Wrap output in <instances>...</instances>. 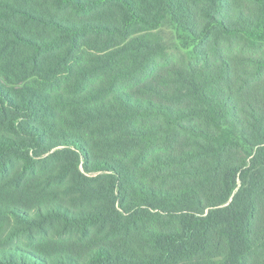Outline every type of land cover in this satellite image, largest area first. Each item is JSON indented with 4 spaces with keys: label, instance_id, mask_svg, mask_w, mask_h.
<instances>
[{
    "label": "trees",
    "instance_id": "trees-1",
    "mask_svg": "<svg viewBox=\"0 0 264 264\" xmlns=\"http://www.w3.org/2000/svg\"><path fill=\"white\" fill-rule=\"evenodd\" d=\"M62 5L121 18L61 20ZM166 23L189 61L167 52ZM0 125L13 185L43 165L37 191L80 194L79 211L0 206L10 240L58 223L107 228L58 264H264V0H0ZM16 252L0 264H47Z\"/></svg>",
    "mask_w": 264,
    "mask_h": 264
},
{
    "label": "rangeland",
    "instance_id": "rangeland-1",
    "mask_svg": "<svg viewBox=\"0 0 264 264\" xmlns=\"http://www.w3.org/2000/svg\"><path fill=\"white\" fill-rule=\"evenodd\" d=\"M152 1L148 3L151 4ZM57 8V6H55ZM59 13L56 11V16L60 17L61 20H70V21H93L92 19L99 17L118 20L121 18L120 12L115 8H101L97 11H92L88 15H82L77 13L73 8H67L65 5H62L61 8L58 9ZM100 11V12H99ZM97 12V16H94V13ZM231 16V14H230ZM231 22L238 21L236 17L229 19ZM157 34L163 39L165 43V47L167 52L171 55V57L175 59L181 60L185 58V60L189 61L193 58L194 49L193 48H183L176 37V33L171 27L169 23H166ZM101 42V46L104 44V38L98 39ZM114 44L121 43L119 39L113 40ZM241 48H235V54H240L239 50ZM81 50L84 52H89L87 50ZM88 54V53H87ZM83 59L81 62H85L86 56L81 54ZM81 56H77L74 59H81ZM55 58H57L55 56ZM215 59L211 57V62H215ZM18 81L23 78V73L18 76ZM2 85L5 87L6 91H10V93L16 98L26 97L28 95L26 91L23 90L24 85H13L9 82H6L5 79L1 80ZM262 98V97H261ZM6 135L8 134L3 130V127L0 125V134ZM61 147L55 148L51 153L44 156V158H49L52 156L57 150ZM12 160H6L5 163L7 165H2L0 167V206H9L11 208H16L23 210L29 213H35L37 209L43 210L46 212L50 209H54L56 207H61V205L70 208L71 210L79 211L80 208L77 207L78 200L75 199V196H79L80 194L77 192H67L65 195H61L62 197L56 199L54 197L49 196L48 194H43L45 189L39 188L36 190L34 184L35 182L38 184L42 181L36 180V178L45 172V168L47 171L51 170V167H42L38 166L37 170L28 174L26 178H23L21 187L13 185L14 179L21 180L18 173V168L21 165L16 162L11 163ZM2 168H8L9 174H2ZM81 169L84 172L85 176L89 178L97 177L99 174L86 173L84 169V164H81ZM47 177V175H46ZM28 178V180H27ZM49 177H47L48 179ZM61 184H66L67 181L60 182ZM17 185V184H16ZM34 186V187H33ZM44 195V197H43ZM48 223V222H46ZM14 220L0 216V250L2 255L10 256H19L16 252L17 249L27 253L34 255L35 257L44 260L47 264H58L60 257H67L72 260L84 261V257L94 248H96L100 242L103 240H98V238L104 236L107 233L106 229L101 228H92L90 229L88 234L82 235L78 232V229L71 230L70 232L65 233L63 227L58 223H52L47 226H42L43 229H34L33 231L25 230L22 233L16 235L12 240L9 239L10 235L8 234L11 227L14 225Z\"/></svg>",
    "mask_w": 264,
    "mask_h": 264
}]
</instances>
